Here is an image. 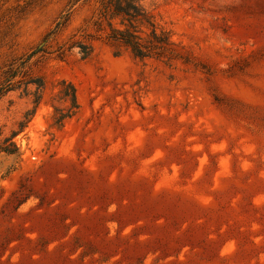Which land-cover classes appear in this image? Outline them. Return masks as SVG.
<instances>
[{
  "label": "rangeland",
  "instance_id": "1",
  "mask_svg": "<svg viewBox=\"0 0 264 264\" xmlns=\"http://www.w3.org/2000/svg\"><path fill=\"white\" fill-rule=\"evenodd\" d=\"M99 2L0 0V264H264V0H143L171 63Z\"/></svg>",
  "mask_w": 264,
  "mask_h": 264
},
{
  "label": "trees",
  "instance_id": "2",
  "mask_svg": "<svg viewBox=\"0 0 264 264\" xmlns=\"http://www.w3.org/2000/svg\"><path fill=\"white\" fill-rule=\"evenodd\" d=\"M98 15L99 26L104 22L108 29L106 39L123 46L134 59L141 61L154 59L167 63L184 60L179 48L171 40L170 31L155 22L152 13L144 6L143 0H100ZM79 48L87 55L84 46ZM29 83L35 85L37 91L44 89V82L41 79ZM58 85L56 98L58 102L67 106L65 109L54 107L52 120L53 126L61 127L66 120L76 114L78 104L73 85L65 81L59 82ZM11 90L10 81L5 80L0 86V98ZM0 151L12 155L17 149L11 145L0 148Z\"/></svg>",
  "mask_w": 264,
  "mask_h": 264
}]
</instances>
